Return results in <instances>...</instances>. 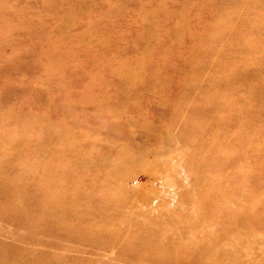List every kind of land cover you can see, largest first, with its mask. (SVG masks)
<instances>
[{
  "label": "rangeland",
  "instance_id": "obj_1",
  "mask_svg": "<svg viewBox=\"0 0 264 264\" xmlns=\"http://www.w3.org/2000/svg\"><path fill=\"white\" fill-rule=\"evenodd\" d=\"M219 9L239 32L213 24ZM263 20L264 0H0V161L30 172L18 186L50 222L0 259L177 264L201 248L209 263L263 264ZM73 165L99 186L84 192Z\"/></svg>",
  "mask_w": 264,
  "mask_h": 264
},
{
  "label": "bare ground",
  "instance_id": "obj_2",
  "mask_svg": "<svg viewBox=\"0 0 264 264\" xmlns=\"http://www.w3.org/2000/svg\"><path fill=\"white\" fill-rule=\"evenodd\" d=\"M239 2H241L243 5H246V2H243V1H239ZM247 4H248V2H247ZM249 5L250 4H248V6ZM245 8H247V5L245 6ZM227 16L228 15H227V13L225 11L219 9V12L214 13V15H213V18H212L213 19L212 20L213 24H216V23L220 22V23H222V25H225V27H226V24L227 25L232 24V27H233V25L236 23L237 20H234L232 18H228ZM68 22L69 21L67 19V24H68ZM237 24H240V23H237ZM61 26L63 27V23H61ZM241 28H242V25H241ZM263 28H264V20H263V22H262V24L260 26L255 27V29H257V30L263 29ZM239 31H240V28L238 26H236V24H235V31L234 32L237 33ZM236 33H233L231 35V37L237 38L236 35H238V34H236ZM259 37H260V35H259ZM213 38H218V37L215 36ZM258 40H259L258 42L260 43L261 39H258ZM255 42H257V39L254 40V46H255ZM251 45H252V43H251ZM262 54L264 55V53H262ZM221 60H222V58H221ZM242 63H240V64H242ZM258 69H259V71L260 70L263 71L264 66H259ZM260 87H261L262 91L264 92V80L260 83ZM257 88H259V87H257ZM250 89L251 90H249V91H254V87L253 86ZM249 91H247V92L245 91L244 98L245 97L247 98V97L252 95V92L248 93ZM243 101L245 102V99H243ZM239 102L242 103L241 100H239ZM260 106L259 107L255 106V109L258 110L259 112H264V103L261 104ZM136 127H138V126H136ZM197 154L198 153H196V152L190 151V154L188 156H190V158L194 157L196 159V161L201 163L202 161L200 159L199 160L197 159ZM0 163L3 164V167L0 168V175H1L0 176V249L7 248L9 253H13L15 250H17L18 253L22 254L21 256H25L26 253H27L28 247L31 248L30 245L37 244V243L41 242V238L43 237L42 235L44 234L42 232H46L44 229L49 228L50 222L46 221V219L43 217V215L35 214L34 210L32 209V207H29L30 206L29 203H31V200L29 202L26 199V197L28 196V192L30 191L31 184L28 185V188H27V190L25 192H23V190L25 188V185H23L22 187L20 185L18 186V182L17 181L18 180H24L23 176L27 175V174L29 176L30 172L29 171H21L18 175H12V172H14V170H16L18 168L17 165L15 164L16 162H14L12 160L9 161V160H6V159L5 160L2 159L0 161ZM2 164H0V166ZM200 165H202V164H200ZM73 166H75V165H73ZM76 166L73 167V170L70 169V168L68 169L67 176L69 178H73L74 182H75V180H78L81 183V185L83 186L84 192L88 193L91 190H94V188L96 186H99L98 183H97L98 177L95 175V173L94 174H90V173H87V172L85 173L84 170H79L78 167H76ZM193 168L196 170V172H195L196 174L202 175L203 166L202 167H193ZM46 174H47V172H46ZM102 177H104V176H102ZM30 178L32 179L31 176H30ZM39 182H40V179H39ZM181 185H182V183H181ZM84 192H82V193H84ZM202 192H206V189H204V191H202ZM203 197H204V194L202 196V193H201V194L196 196L194 201L192 200V202H193L192 204L194 205V207L192 206V209H193L192 212H196V210H197V212H202L200 209H202L206 205V200L203 199ZM91 205H93V204H91ZM198 205H200V206H198ZM89 207H90V209L86 208V210L91 211V212L94 213V212H97L98 209L100 207H103V206H101V204H98L96 209L95 208L92 209L91 208L92 206H89ZM103 209L106 210L107 208H103ZM95 210H97V211H95ZM105 210H99V211H105ZM7 212L12 213L11 220H7V218H9L8 217L9 215L6 214ZM72 213H74V212H72ZM83 213H84V211L76 212V215L78 216L77 220L79 222H81L82 224H85V226H91L94 223L92 220H89V221L88 220H85V221L81 220V215ZM202 215H205V212H203ZM105 218H106V215L103 214L102 215V219L105 220ZM201 219L203 221L205 220L203 217L199 218L198 220H201ZM198 220L196 222H198ZM23 228H26V229L22 231ZM192 231L195 233V235L193 234L195 236V238L193 239L194 241H192V245L196 244V246L199 245L201 247L202 246L201 245L202 241H201L200 238L202 236H200V233L196 229V225L195 224H194V228H192ZM5 236L6 237H10V238L13 239V243L9 247L8 246L5 247V246L2 245V240L4 239ZM83 237L87 238V235L83 236ZM88 237H89V234H88ZM263 238L261 236H256V237H254V239L251 240V248H252L253 251L255 250L256 244H258L259 242L262 245H264V239ZM94 241H97V238H95ZM202 247H204V246H202ZM241 254L244 255V253H242V252H241ZM259 255L262 256V258L264 257V254L263 255L259 254ZM57 263H60V261L55 262L54 264H57ZM137 263L138 264H166L164 262H148V261H140V262H137ZM0 264H6L4 259H0ZM89 264H94V263H89ZM177 264H222V263L219 262L218 260H214L213 263H209V261L207 260L206 254H205V250H202L201 248H199V249H196V250L192 249V261L181 262V263H177ZM228 264H231V262H229ZM263 264H264V261H263Z\"/></svg>",
  "mask_w": 264,
  "mask_h": 264
}]
</instances>
